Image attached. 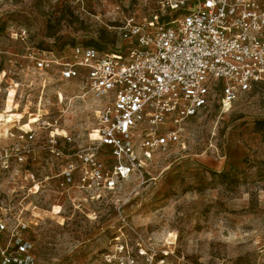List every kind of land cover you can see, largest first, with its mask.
I'll use <instances>...</instances> for the list:
<instances>
[{
  "label": "rangeland",
  "instance_id": "374dc122",
  "mask_svg": "<svg viewBox=\"0 0 264 264\" xmlns=\"http://www.w3.org/2000/svg\"><path fill=\"white\" fill-rule=\"evenodd\" d=\"M117 6L139 17L157 12L155 0H0V155L17 144L18 126L34 129L31 147L47 144L56 128L60 148L89 146L95 100L78 78L37 70L33 56L38 50L67 56L77 43L123 49ZM180 126L179 143L93 201L78 192L59 200L44 182L28 192L29 173L40 181L53 159L45 149H35L23 166L0 162V214L13 219L27 209L20 216L34 264H106L118 211L155 248L173 249L190 264H264V79L227 105L217 84L207 105ZM31 203L40 210L31 212Z\"/></svg>",
  "mask_w": 264,
  "mask_h": 264
},
{
  "label": "built area",
  "instance_id": "2783aa9c",
  "mask_svg": "<svg viewBox=\"0 0 264 264\" xmlns=\"http://www.w3.org/2000/svg\"><path fill=\"white\" fill-rule=\"evenodd\" d=\"M155 3L157 12L149 17L124 14L117 6L123 15L118 26L126 43L123 49L103 51L77 43L67 56L45 50L33 56L37 70L56 68L60 80L78 78L96 103L89 146L77 151L58 146L57 128L49 131L47 144L35 147L31 127L18 126L16 137L7 131L17 144L1 153L5 168L11 167L12 159L26 165L39 148L53 157L45 162L47 173L40 181L29 173L31 194L44 182L53 186L59 200L71 199L74 192L83 201L97 200L141 171L151 155L179 143L181 122L207 105L214 86L219 84L221 102L227 105L264 79V6L258 0ZM57 121H46L45 128L55 127ZM62 134L69 145L71 139ZM100 149L107 158L98 156ZM30 206L33 213L40 210L36 204ZM53 206L62 208L59 202ZM24 209L13 219L0 214V264L35 263L33 244L23 236ZM116 216L111 248L103 255L106 264H190L173 249L155 248L120 211Z\"/></svg>",
  "mask_w": 264,
  "mask_h": 264
}]
</instances>
